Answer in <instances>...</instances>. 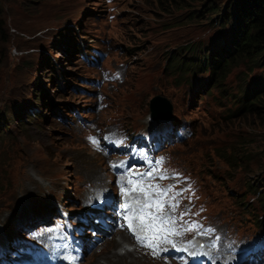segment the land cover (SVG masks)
<instances>
[{"label": "rangeland", "instance_id": "1", "mask_svg": "<svg viewBox=\"0 0 264 264\" xmlns=\"http://www.w3.org/2000/svg\"><path fill=\"white\" fill-rule=\"evenodd\" d=\"M234 2L0 0V264H26L24 259L57 264L59 251L74 257L75 264H96L104 259V246L122 245L120 237L105 240L90 224L106 217L97 197L89 196L95 185L107 187L110 176L86 140L97 136L118 148L136 138L119 142L114 135L99 136L97 126L130 133L166 123L186 125L193 135L168 142L159 152L169 153L171 165L195 179L209 222L243 237L264 234V102L248 110L244 100V91L264 79V67L257 58L238 59L216 86L207 81L208 72L169 66L172 57L194 65L206 61V67L217 60L214 52L224 51L230 32L228 25L218 26L220 16H210L209 8L228 12ZM71 34L80 46L68 42ZM87 48L104 53L97 68L79 56ZM103 70L119 81L102 84ZM156 96L171 110L153 119L149 102ZM49 109L61 113L55 117ZM61 179L69 200L54 196L51 185ZM33 181L55 204L46 215L47 204L32 199L43 198ZM17 189L26 196L18 194L15 204L4 206ZM167 205L163 213L175 215ZM62 206L71 217L52 222L51 213ZM26 215L39 219L22 221ZM74 232L79 239L72 240ZM94 245L103 246L88 255L86 246ZM167 258L169 264H183Z\"/></svg>", "mask_w": 264, "mask_h": 264}, {"label": "trees", "instance_id": "2", "mask_svg": "<svg viewBox=\"0 0 264 264\" xmlns=\"http://www.w3.org/2000/svg\"><path fill=\"white\" fill-rule=\"evenodd\" d=\"M209 15L213 18L220 16L218 26L221 28L226 27V25L229 26L230 36L225 43L224 51L214 52L218 59H210L208 67H206V61L194 65L193 63L182 62L177 57H172L169 64L171 69L184 72L196 68L201 72H208L207 81L219 86V79L238 59L246 57L249 62H253L254 58H257L264 67V0H235L228 12H222L219 7L212 6L209 8ZM89 84L85 83V85ZM261 92H264V79L256 81L251 90L244 91L245 108L249 110L262 104L264 99H252L256 95L259 97L258 94ZM262 94L263 98L264 93Z\"/></svg>", "mask_w": 264, "mask_h": 264}, {"label": "bare ground", "instance_id": "3", "mask_svg": "<svg viewBox=\"0 0 264 264\" xmlns=\"http://www.w3.org/2000/svg\"><path fill=\"white\" fill-rule=\"evenodd\" d=\"M68 42L69 43H72L73 45H75V47L80 46L78 43H75L74 42L73 34L69 35ZM50 111H52V114L55 117H57V115L61 113L59 110L55 112V109H51ZM60 118H61V121H62L63 120V116H60ZM102 127H100V126L97 127V132L98 133L105 134V135H111L112 134V130H107V128L106 129H103ZM97 155L98 156H101L103 162L106 165L107 170L111 171V173H110L111 174V179H110L107 187L102 186V190H103L104 194H107L109 191H112L114 194L121 193L122 192L121 191V186L122 185L125 187V189L127 190V193H129V194H135V193L139 192L138 190L137 191H133L132 190V186L123 184V181L121 179H123V180L124 179H127L128 180L129 178H131V179H134V180H140L141 176H135V175H133L131 173H125V172L121 171V169L119 168V166H117L112 161H110L101 152H98ZM89 168L90 167L86 168L87 169V172H88ZM113 171H116L117 173H119V176H116L115 173H113ZM22 177H25V176H22ZM22 177H21V179H22ZM21 179H20V181H21ZM24 180H25V178L22 179V181H24ZM33 182L36 183V181H33ZM153 183H154V180L151 177H146L144 179V184L145 185H147V184H152L153 185ZM95 184H97V183H95ZM36 185H37V183H36ZM37 188H39V190L41 191V195L43 196V198L42 199L32 198V199H34L35 204L36 205H40V206H43V204H45V203L47 204V207L48 208L47 209L46 208L43 209V213L44 214H45V211H47V212L48 211H52L54 209V207H55V204L53 202L50 203V199L48 197L47 192L44 190V188H42V187L40 188V187H38V185H37ZM51 188L56 191V195H54V196H56L60 201L69 200V196H67V194L64 192V190L62 188V179L59 182V184L51 185ZM18 194H22V195L26 196L24 193L20 192L19 189H17V191H16L15 194H12V195L8 196V200L7 201L10 202V204H6L5 202H3V205L8 207L12 203L15 204L16 201H17V199H18V196H17ZM165 201H168V200H165ZM86 206L87 207H90L88 205H86ZM183 206L184 205H183V202H182L180 204V206L178 208H176L175 215H172V216L176 218V216L184 209ZM23 207H24V205H22L19 209H22ZM41 217H43V216L41 215ZM37 218L39 219V216L26 215V216L22 217L21 219H22V221L23 220H26V222H28V221H36L35 219H37ZM2 220H5V218H3ZM216 231H217V233L219 235V238L221 240L227 242V247L222 248V249H219L216 252H213L211 256H208L207 255L205 257V262H207L208 264H227V263H229V262H231L233 260V257H231V255H226L225 252H228L229 254H233V255L236 256V255L240 254L243 251V249L248 246L249 240L236 241V242L232 241V239L230 238V235L232 234V232H231L232 230H225L224 231L218 225H216ZM3 232H4V230H2L0 228V233H3ZM115 234L118 235V237H120V240L122 242V245L120 243H116L114 241L115 244L113 243L114 244L113 245L112 243H110L111 244L110 246L113 245L112 246V250L114 249L113 251H116L115 250L116 248H120V249H123L124 250V253L121 254V255H119L120 256L119 257L118 254H117L119 252L116 251V253H115V252H113L111 250V248L108 249L107 247L104 246L103 247V251L100 254V255H102V257L104 259L101 262H97L96 264H113V262L118 263L119 260H120V258L124 261V264H148V263L149 264H169L167 262V259H168L167 258L168 257L167 256V253L168 252L165 251L162 243L159 246L160 247V254L155 256L153 254L152 250L149 249V248H147V247H136L135 246V247H133L131 249L132 251H130L127 248H125V246L128 244V242H132L133 241L132 240V236L127 231V228L126 227H124L121 231H116ZM110 242H113V241H110ZM189 244L191 246H194L193 243H189ZM102 246L103 245H94L92 247H87V248H91V249H87L86 248L87 249L86 253L88 255L93 254V253H97V252H99L98 249H101ZM107 246H109V245H107ZM126 256H130V258H133V261H130L129 263H126L125 262ZM140 257H141V259H142V257H144V261L141 260ZM96 259H94V260H96ZM130 260H132V259H130Z\"/></svg>", "mask_w": 264, "mask_h": 264}, {"label": "snow or ice", "instance_id": "4", "mask_svg": "<svg viewBox=\"0 0 264 264\" xmlns=\"http://www.w3.org/2000/svg\"><path fill=\"white\" fill-rule=\"evenodd\" d=\"M94 144L99 142L93 139ZM160 163V162H158ZM146 177H151L156 179L157 177L149 172L147 174H141L140 180L130 179L128 184L132 186L133 191H139L143 194L144 200L143 203L139 199L135 201L136 204L140 205L138 208H133L132 205L128 202L123 204L125 209L124 219L127 221V228L134 235L136 241L143 247H147L152 250L154 255L160 254V244L167 243L171 244L175 248V244L172 240L168 239L169 236L180 235L181 233L175 228L176 218L163 213L165 206V198H168V207L174 212L176 208L179 207V201L172 203L176 200L177 196L182 195L181 192L173 193L169 197V193L172 192V187L161 188L159 185L144 184V179ZM166 175H160L159 179H167ZM121 191L124 194H127V190L122 185ZM154 194V196H153ZM149 208H154L155 212H149ZM162 213V214H157ZM183 213L181 214V219L183 218ZM138 220V224H134L133 221ZM197 228L196 225H190L185 231H193ZM145 233V234H138ZM191 246V245H189ZM167 249H165L166 251ZM180 250V249H177Z\"/></svg>", "mask_w": 264, "mask_h": 264}, {"label": "water", "instance_id": "5", "mask_svg": "<svg viewBox=\"0 0 264 264\" xmlns=\"http://www.w3.org/2000/svg\"><path fill=\"white\" fill-rule=\"evenodd\" d=\"M149 110L152 115L151 117L154 119L160 113H162L164 116L169 114L171 107L164 98L156 96L149 102ZM161 119H165V117H162Z\"/></svg>", "mask_w": 264, "mask_h": 264}, {"label": "flooded vegetation", "instance_id": "6", "mask_svg": "<svg viewBox=\"0 0 264 264\" xmlns=\"http://www.w3.org/2000/svg\"><path fill=\"white\" fill-rule=\"evenodd\" d=\"M262 93H264V92H261V94H258L259 95V98H261L262 96H263V94Z\"/></svg>", "mask_w": 264, "mask_h": 264}]
</instances>
